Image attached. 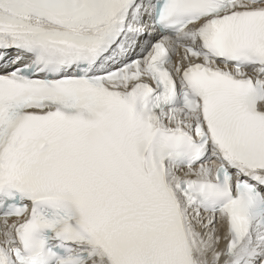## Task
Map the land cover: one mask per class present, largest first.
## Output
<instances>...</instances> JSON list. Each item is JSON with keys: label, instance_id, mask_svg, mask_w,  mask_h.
<instances>
[{"label": "snow or ice", "instance_id": "1", "mask_svg": "<svg viewBox=\"0 0 264 264\" xmlns=\"http://www.w3.org/2000/svg\"><path fill=\"white\" fill-rule=\"evenodd\" d=\"M0 264H264V0H0Z\"/></svg>", "mask_w": 264, "mask_h": 264}, {"label": "bare ground", "instance_id": "2", "mask_svg": "<svg viewBox=\"0 0 264 264\" xmlns=\"http://www.w3.org/2000/svg\"><path fill=\"white\" fill-rule=\"evenodd\" d=\"M223 243H224V242L222 241V242H221V246H223Z\"/></svg>", "mask_w": 264, "mask_h": 264}]
</instances>
